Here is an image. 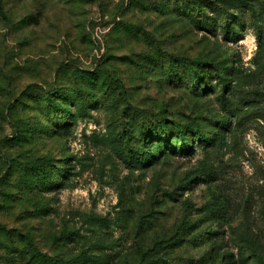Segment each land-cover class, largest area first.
Returning a JSON list of instances; mask_svg holds the SVG:
<instances>
[{
    "label": "rangeland",
    "instance_id": "rangeland-1",
    "mask_svg": "<svg viewBox=\"0 0 264 264\" xmlns=\"http://www.w3.org/2000/svg\"><path fill=\"white\" fill-rule=\"evenodd\" d=\"M262 262L264 0H0V264Z\"/></svg>",
    "mask_w": 264,
    "mask_h": 264
},
{
    "label": "trees",
    "instance_id": "trees-1",
    "mask_svg": "<svg viewBox=\"0 0 264 264\" xmlns=\"http://www.w3.org/2000/svg\"><path fill=\"white\" fill-rule=\"evenodd\" d=\"M199 65L203 66V63L199 61ZM218 70H219V68L215 69V71H218ZM218 78H219L220 84L225 89L228 86V82L226 81L224 75L220 74V75H218ZM48 100L50 101L49 106L55 108L56 103L54 101H51L50 99H48ZM55 110L57 111V113L59 115L60 121L62 122L63 120H65L64 119L65 114L62 111V108H56ZM76 110L78 112V116H84L87 113V107L85 106L84 102H82V101H79V105H77ZM63 125L66 126L67 124L64 123ZM174 125H175L176 132L183 139V143H181V145L179 147L180 152H182L183 149L188 151L191 147H190V144L188 142L184 141V136H185L184 131L181 129L180 126H177L176 124H174ZM164 129H165L164 126L160 127V130L162 132V134L160 136H163V138L167 139L168 137H167V134H166ZM193 137H195L198 142H203L206 144H212L213 143V138L211 136L206 135L198 126H195ZM173 148L176 149V147H173ZM160 152H163V150H160ZM46 161H47V159H44V158H36L33 161V163L35 165H39V164L44 163ZM262 264H264V262H262Z\"/></svg>",
    "mask_w": 264,
    "mask_h": 264
}]
</instances>
